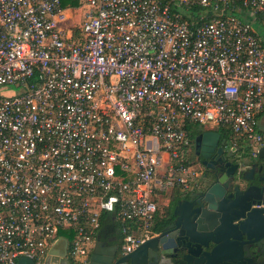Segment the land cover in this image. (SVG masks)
<instances>
[{
	"label": "built area",
	"instance_id": "2783aa9c",
	"mask_svg": "<svg viewBox=\"0 0 264 264\" xmlns=\"http://www.w3.org/2000/svg\"><path fill=\"white\" fill-rule=\"evenodd\" d=\"M10 85L0 264H42L60 229L69 264H89L103 212L130 252L155 234L157 199L196 184L189 124L230 130L252 158L264 146V0H0Z\"/></svg>",
	"mask_w": 264,
	"mask_h": 264
},
{
	"label": "water",
	"instance_id": "95a60500",
	"mask_svg": "<svg viewBox=\"0 0 264 264\" xmlns=\"http://www.w3.org/2000/svg\"><path fill=\"white\" fill-rule=\"evenodd\" d=\"M220 138L218 131L203 129L194 136V145L206 151L205 156L215 147L223 152L224 146L218 145ZM232 157L223 153L219 161L224 167L234 166L233 170H225L227 180L212 173L205 189L176 200L173 224L181 229L185 241L174 248L180 254L172 256V264H264V146L256 158L239 155L232 163ZM248 172L250 175H246ZM158 238L159 235L152 236L138 248L153 244L164 247L165 242ZM98 243L91 253L95 262H99ZM67 246V239L59 236L42 264H68ZM134 252L128 253L129 259ZM17 264L37 263L24 255Z\"/></svg>",
	"mask_w": 264,
	"mask_h": 264
},
{
	"label": "flooded vegetation",
	"instance_id": "af4514ba",
	"mask_svg": "<svg viewBox=\"0 0 264 264\" xmlns=\"http://www.w3.org/2000/svg\"><path fill=\"white\" fill-rule=\"evenodd\" d=\"M218 145L224 146L223 152L222 150L219 152L218 147H215L213 153L205 156L207 152L203 151L201 148L195 147L193 137L190 147L188 148V157L196 174V184L190 186L184 191L175 189L174 192L177 196H179L178 199L186 198L191 192L205 189L209 184L207 177L211 176L212 173H215L217 178H222L223 181L228 179V175L226 177L225 170L227 168L233 170L234 166L231 165L224 167L223 162L220 164L219 161L222 158L223 153L233 156L229 159L232 163L236 162L239 155H246L250 157L249 150L245 144H242V146L234 144L232 142V138L225 141L220 138ZM219 166L222 167L221 171ZM245 168L248 170L250 167ZM246 175H250V173L248 172ZM169 203L170 199L165 202L162 214L160 215L163 219H165V222L162 224L160 230L152 235H159L158 239L165 242L164 247L153 244L151 246L145 245L144 247L138 248V245L133 249L135 252L132 258L129 259V252H125L123 249L122 236L119 228L117 226L103 227L101 232L97 234L94 242V246L97 242H99L96 253V256L99 258V262L92 261L90 256L89 264H172V261L175 259L172 256H178L180 254L179 252H175L174 248L178 244L180 245V243L184 242L185 239L180 235L181 229L173 224L174 217L172 215V211L170 212L168 210ZM67 261L69 264L68 258Z\"/></svg>",
	"mask_w": 264,
	"mask_h": 264
},
{
	"label": "trees",
	"instance_id": "16d2710c",
	"mask_svg": "<svg viewBox=\"0 0 264 264\" xmlns=\"http://www.w3.org/2000/svg\"><path fill=\"white\" fill-rule=\"evenodd\" d=\"M61 2L65 6L66 5L76 6L78 4V0H61ZM73 32H74V36H81V32H80V29H79V23H76L75 28L73 29ZM202 130H203L202 125L197 124V123H192V124H189L187 126V130L186 131H187V135H188V137L190 139V144L192 142L193 137L198 132H200ZM216 131H218L220 133V137L224 141L229 139V138H232L230 130L220 129L219 128V129H216ZM232 142H237V141H235L232 138ZM236 144L242 146L243 142H239L238 141ZM183 163L187 164V165L190 164V159L188 157V153L186 154V157L183 160ZM167 194H171L170 198H169L170 199V203H169V206H168V210L171 212L172 209H173V206H174L176 200L179 198V196H177L173 190L168 192ZM161 214H162V211H160L159 208H158L157 213L155 215V223H154V226H153V231H155V232L159 231L161 226H162V224L165 222V219H163L160 216ZM113 226H117L119 228V231L121 230L119 223L113 218V214L111 212H103L102 215H101V218H100V228L98 230V233L101 232L103 227H113ZM58 233H59V235L65 236L69 241L73 237V232H72L71 229L70 230H61L60 229Z\"/></svg>",
	"mask_w": 264,
	"mask_h": 264
},
{
	"label": "rangeland",
	"instance_id": "374dc122",
	"mask_svg": "<svg viewBox=\"0 0 264 264\" xmlns=\"http://www.w3.org/2000/svg\"><path fill=\"white\" fill-rule=\"evenodd\" d=\"M75 15L77 16V13ZM18 90H19V86H17V85L0 87V95H2V94L11 95V94L17 92ZM170 195L171 194H164L157 199L158 208L160 211L163 210L164 204L170 198Z\"/></svg>",
	"mask_w": 264,
	"mask_h": 264
},
{
	"label": "crops",
	"instance_id": "0c3cea01",
	"mask_svg": "<svg viewBox=\"0 0 264 264\" xmlns=\"http://www.w3.org/2000/svg\"><path fill=\"white\" fill-rule=\"evenodd\" d=\"M259 127H260V131L262 133H264V110L259 114ZM203 129H212V130H216L214 127L207 125V126H202Z\"/></svg>",
	"mask_w": 264,
	"mask_h": 264
}]
</instances>
